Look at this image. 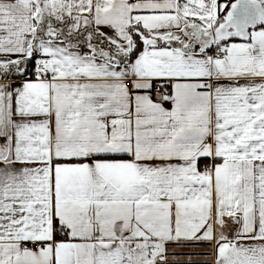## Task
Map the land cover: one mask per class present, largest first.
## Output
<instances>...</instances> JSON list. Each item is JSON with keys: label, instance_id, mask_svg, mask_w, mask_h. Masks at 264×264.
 Listing matches in <instances>:
<instances>
[{"label": "snow or ice", "instance_id": "obj_1", "mask_svg": "<svg viewBox=\"0 0 264 264\" xmlns=\"http://www.w3.org/2000/svg\"><path fill=\"white\" fill-rule=\"evenodd\" d=\"M0 264H264V0H0Z\"/></svg>", "mask_w": 264, "mask_h": 264}]
</instances>
